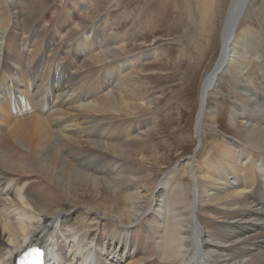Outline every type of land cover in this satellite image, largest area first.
<instances>
[{"label":"bare ground","instance_id":"obj_1","mask_svg":"<svg viewBox=\"0 0 264 264\" xmlns=\"http://www.w3.org/2000/svg\"><path fill=\"white\" fill-rule=\"evenodd\" d=\"M69 1L75 8L89 2ZM194 1L197 14L190 3L187 23L206 40L214 1ZM251 3L227 7L222 49L199 91L200 143L224 117L206 102L227 71L226 48L246 51L235 78L252 61L264 68V51L237 34L257 12ZM48 7L45 0H0V264H14L31 245L45 246L55 264H89V255L91 264H264V182L257 177L264 173V97L248 86L246 102L232 109L227 129L241 141L205 137V150L157 177L153 170L165 163L148 158L146 132L136 127L159 108L151 111L146 84L131 71L150 53L129 58L127 38L101 39L88 24L75 32L74 13ZM190 24L185 40L193 38ZM34 25L41 39H33Z\"/></svg>","mask_w":264,"mask_h":264},{"label":"rangeland","instance_id":"obj_2","mask_svg":"<svg viewBox=\"0 0 264 264\" xmlns=\"http://www.w3.org/2000/svg\"><path fill=\"white\" fill-rule=\"evenodd\" d=\"M45 1L49 6L48 8L54 11L57 7L58 11L66 12L68 16L75 14L77 21L71 23V30L75 32L81 30L82 24L83 26L84 24L93 25L101 39L111 38L117 41L127 38V51L125 50V52L129 53V58H134L142 52L150 53L149 58L142 63L140 61L137 63L139 68L133 69L134 71L131 68L129 70L141 76L139 78L146 84L147 94L153 102L150 107L151 111L159 108V111L153 113L150 118L146 117V119L140 120L136 127L139 134L146 132L143 138L148 139V146H150V153H146L148 158L161 160V163H165L159 168H153L155 170L151 169L157 177L160 175L159 171H167L173 168L178 159L182 160L189 157L193 159L198 151L200 152L203 148L205 150L206 144L203 143L205 137H207V143L210 141V137L214 135L220 140L226 137L232 140L237 138L241 141L240 136L227 129L229 126L233 128L234 125L231 119L232 109L236 104L246 102L245 98H247L251 87L264 97V68L259 67L262 63L252 61L247 66H241V69L238 67L241 73L235 78L232 71L235 70L234 66H238L236 61H241L240 58L246 55L244 54L246 51L242 53L238 46L226 48L229 50L226 61V63L228 62L226 64L227 71L220 77L219 83H215L217 85L206 102L209 111L213 110L216 116L224 115L222 122L213 123L212 127L216 130L214 133H202V143L195 134L197 130L195 119L199 110L201 82L206 74L213 67L215 68V62L220 55L222 49L220 28L230 0H213L214 6L211 5L209 8L213 7L216 11V16L214 14L215 18H213L214 32L211 33L210 31L209 34L208 30L207 34L210 35V38L206 37V40L205 38L202 40L198 36V31L194 28L195 22L187 23V7L190 6V3L193 6H190L192 13L195 16L197 14L199 4L195 6L194 0H88L89 2L83 1L79 4L78 8H75L69 0ZM207 1L211 3V0ZM252 2L254 8H257V12L254 13L255 15L251 13L248 19L241 23L237 34L244 31L248 41L257 45L259 51H264V0H252ZM82 20H85L86 23ZM109 23L114 24L110 30L107 27ZM188 24L191 26L193 24L194 32L191 34L193 38L185 40L183 36L187 31ZM79 25L81 26L77 29ZM34 28L36 31L33 39H41L44 33L40 37L37 36L41 28L38 30V26L35 25L32 26V29ZM87 35L83 34L84 38L80 40L81 44L84 43ZM26 41H28L27 38ZM34 44V48L39 46L36 41ZM112 46L114 50L121 51L119 44ZM25 54L26 52L23 51L24 57ZM231 61H235L234 65ZM40 65L41 63L38 62L37 68ZM166 65L169 69L165 68ZM125 67L128 68L129 65ZM230 71L231 74H229ZM39 73L36 70V75ZM249 77L252 79H248ZM109 90L104 87L105 92ZM54 100V97L49 99L50 102ZM262 103L264 104V98ZM262 109L264 110V108ZM234 128L239 132L236 126ZM155 146L160 149L158 153L152 151ZM160 146L171 149L165 150L166 159H164ZM152 153L154 154L152 155ZM169 153L171 155H168ZM146 167L149 169L150 165H146ZM257 177L258 180L264 182V173ZM257 228L258 226L254 227L255 231H258Z\"/></svg>","mask_w":264,"mask_h":264},{"label":"snow or ice","instance_id":"obj_3","mask_svg":"<svg viewBox=\"0 0 264 264\" xmlns=\"http://www.w3.org/2000/svg\"><path fill=\"white\" fill-rule=\"evenodd\" d=\"M37 255H39V254L37 253Z\"/></svg>","mask_w":264,"mask_h":264}]
</instances>
